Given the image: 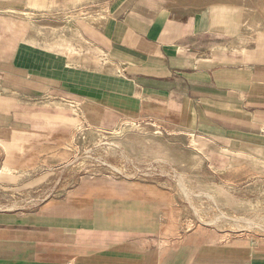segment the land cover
<instances>
[{
	"label": "crops",
	"instance_id": "1",
	"mask_svg": "<svg viewBox=\"0 0 264 264\" xmlns=\"http://www.w3.org/2000/svg\"><path fill=\"white\" fill-rule=\"evenodd\" d=\"M128 123L263 177L264 0H0V172L43 197L0 210V264H264V236L181 231L166 182L68 173Z\"/></svg>",
	"mask_w": 264,
	"mask_h": 264
},
{
	"label": "rangeland",
	"instance_id": "2",
	"mask_svg": "<svg viewBox=\"0 0 264 264\" xmlns=\"http://www.w3.org/2000/svg\"><path fill=\"white\" fill-rule=\"evenodd\" d=\"M82 144L68 173L140 176L172 185L179 195L181 231H206L221 238L264 236V176L220 183L204 170L192 139H176L158 128L128 123L110 133L84 136ZM150 149L159 153L153 155ZM13 173L0 172V210H25L43 200L33 193L41 184H29Z\"/></svg>",
	"mask_w": 264,
	"mask_h": 264
},
{
	"label": "built area",
	"instance_id": "3",
	"mask_svg": "<svg viewBox=\"0 0 264 264\" xmlns=\"http://www.w3.org/2000/svg\"><path fill=\"white\" fill-rule=\"evenodd\" d=\"M116 172H118V171H116ZM142 173H144L145 174V172H142ZM123 176V175H122ZM117 177H120V176H117ZM132 177H134V176H132ZM132 177H130V178H132ZM121 178H129V177H125V176H123V177H121ZM143 178V177H142ZM37 204V203H36ZM35 205V204H34ZM33 206V205H32Z\"/></svg>",
	"mask_w": 264,
	"mask_h": 264
},
{
	"label": "bare ground",
	"instance_id": "4",
	"mask_svg": "<svg viewBox=\"0 0 264 264\" xmlns=\"http://www.w3.org/2000/svg\"><path fill=\"white\" fill-rule=\"evenodd\" d=\"M200 225V224H199ZM247 226V225H246Z\"/></svg>",
	"mask_w": 264,
	"mask_h": 264
}]
</instances>
